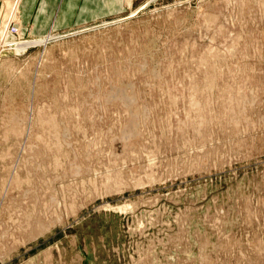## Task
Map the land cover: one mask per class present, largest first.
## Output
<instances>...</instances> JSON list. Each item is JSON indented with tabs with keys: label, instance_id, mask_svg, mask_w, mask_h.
<instances>
[{
	"label": "rangeland",
	"instance_id": "rangeland-1",
	"mask_svg": "<svg viewBox=\"0 0 264 264\" xmlns=\"http://www.w3.org/2000/svg\"><path fill=\"white\" fill-rule=\"evenodd\" d=\"M13 1L0 264H264V0H120L45 38L18 16L2 50Z\"/></svg>",
	"mask_w": 264,
	"mask_h": 264
},
{
	"label": "crops",
	"instance_id": "crops-1",
	"mask_svg": "<svg viewBox=\"0 0 264 264\" xmlns=\"http://www.w3.org/2000/svg\"><path fill=\"white\" fill-rule=\"evenodd\" d=\"M120 4V0H20L18 21L23 33L45 38L72 23L97 19L103 13L117 10ZM2 5L0 0V15Z\"/></svg>",
	"mask_w": 264,
	"mask_h": 264
},
{
	"label": "bare ground",
	"instance_id": "bare-ground-1",
	"mask_svg": "<svg viewBox=\"0 0 264 264\" xmlns=\"http://www.w3.org/2000/svg\"><path fill=\"white\" fill-rule=\"evenodd\" d=\"M19 2H20V0H17V1H15V2H13V4H12V8H11V14H10V17H9V19H8V21L6 22V24H4V28L2 29L3 30V34H1V36H2V38L5 40V42H4V44H3V49L2 50H4V48L6 49V50H9V49H15V50H17V51H19L20 49H22V48H24V47H26V46H28L26 43H23V42H18V43H14V42H11V41H9L10 40V38H8L10 35L7 33V28H8V26H9V24L11 23L10 21L12 20H17V18H18V16H19V7H18V4H19ZM9 11V12H10ZM5 23V22H4ZM12 27H11V29H10V33H11V35H13L12 34ZM17 32V31H16ZM18 33V32H17ZM2 41V40H1ZM1 52H3V51H1Z\"/></svg>",
	"mask_w": 264,
	"mask_h": 264
}]
</instances>
